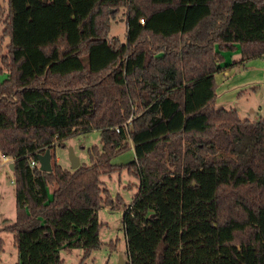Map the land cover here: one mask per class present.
Listing matches in <instances>:
<instances>
[{"label":"trees","instance_id":"trees-1","mask_svg":"<svg viewBox=\"0 0 264 264\" xmlns=\"http://www.w3.org/2000/svg\"><path fill=\"white\" fill-rule=\"evenodd\" d=\"M123 9L122 43L108 35ZM0 26L15 198L0 231L16 264L98 250L97 212L114 203L100 177L121 169L139 181L122 212L126 264H264V119L215 105V75L264 56V0H0ZM93 130L89 165L38 168L39 153Z\"/></svg>","mask_w":264,"mask_h":264},{"label":"rangeland","instance_id":"rangeland-1","mask_svg":"<svg viewBox=\"0 0 264 264\" xmlns=\"http://www.w3.org/2000/svg\"><path fill=\"white\" fill-rule=\"evenodd\" d=\"M124 12V9L120 11L115 21L111 22L108 35L109 38L118 39L122 43L125 41L126 33ZM2 29L3 26H0V35ZM4 41L5 46L8 41L6 39ZM234 54L235 52H224L225 62L229 63L239 59L238 55L232 57ZM262 58L250 59L243 64V67H230L228 73L231 72L232 75L230 80L225 83L227 85H222V81L226 80V76L223 75L224 73H217L215 75L217 83V99L215 105L217 108L225 107V109L230 110V108L236 107L241 119L250 121L264 119V80H260V78L264 79V75L254 74L252 69H248L246 71L247 73H244L242 76L240 75L241 70L244 71L243 68L249 64L264 66V60ZM4 77V74L0 75V81ZM256 79H259V83H261L260 86H257L258 88H255L253 91L248 89L246 92H241L238 95L239 92L235 90V85L244 84L247 86L254 83L253 81ZM99 141L100 133L97 130L65 139L63 141L65 147L56 146L54 149L51 162L52 164L57 162L63 168L71 170L72 162L70 161V156L72 153V155L78 158L80 164L89 165L90 161L87 151L94 145L100 147ZM133 158V149L130 147L114 156L111 162L115 166H124L131 162ZM100 178L114 202L113 208L110 206H101L97 212L99 221L103 223L99 235L102 244L87 259L82 258L83 251L81 249L69 252L61 251V257L64 260L63 264H118L120 259L124 260L126 258L127 248L125 247V234L122 229V212L128 207L134 196H136L139 181L126 169L111 171L109 174L101 175ZM50 190L51 188H49L48 192ZM14 215L15 198L12 171L9 169V165L3 164L0 160V228L5 219L14 221ZM0 238L4 242L3 252L0 255V264H16L17 251L13 245V235L9 232L0 231ZM111 242L113 248L109 246Z\"/></svg>","mask_w":264,"mask_h":264},{"label":"crops","instance_id":"crops-1","mask_svg":"<svg viewBox=\"0 0 264 264\" xmlns=\"http://www.w3.org/2000/svg\"><path fill=\"white\" fill-rule=\"evenodd\" d=\"M235 54L234 55H232V57L233 56H237L238 55V57H239V52H238V50L236 49L235 51ZM233 59V58H232ZM263 60H264V57L262 58ZM238 60V59H237ZM248 69H252V71H254V74H263L264 75V66H259V65H257V64H249V65H247V67H245V68H243V70L244 71H242L241 70V72H240V75L242 76L244 73H247L246 71L248 70ZM224 70V69H223ZM228 71H229V69H225V71H223V72H221V73H224L223 75L224 76H226V80L225 81H222V85L224 84V85H227V84H225V83H227V81H229L230 80V77H231V72H229L228 73ZM233 73V72H232ZM253 73V72H252ZM236 74V73H235ZM260 80H264V79H261L260 78ZM254 83H252V84H255V85H252V84H249V85H244V84H237V85H235V90L237 91V92H239L238 93V95H240V93L241 92H246L248 89H250V90H252L253 91V89L255 90V88H258L257 86H260V84L261 83H259V79H256L255 81H253ZM237 95V94H236ZM225 108V107H224ZM236 110H237V112H238V109L236 108V107H234ZM238 114H239V112H238ZM3 164H6V163H3ZM8 165H10V162H9V164ZM1 166H4V165H1ZM12 178H13V174H12ZM123 229V228H122ZM125 247H126V242H125ZM125 261H126V258L124 259Z\"/></svg>","mask_w":264,"mask_h":264},{"label":"water","instance_id":"water-1","mask_svg":"<svg viewBox=\"0 0 264 264\" xmlns=\"http://www.w3.org/2000/svg\"><path fill=\"white\" fill-rule=\"evenodd\" d=\"M45 1V0H44ZM51 151L50 149H46L44 152L39 153L37 156V162L39 165V169L43 172H51L52 171V162H51ZM70 161L72 162L71 171H74V169L78 168L81 164L78 161V158L74 155L70 156ZM9 169L13 171V163L10 162ZM118 264H126V261L120 259Z\"/></svg>","mask_w":264,"mask_h":264},{"label":"built area","instance_id":"built-area-1","mask_svg":"<svg viewBox=\"0 0 264 264\" xmlns=\"http://www.w3.org/2000/svg\"><path fill=\"white\" fill-rule=\"evenodd\" d=\"M141 23H144V20L140 19V24H141ZM116 131L119 132L118 129H116ZM1 162H2V163H6V164L8 165L9 162H11V159H9V158L6 157V156H2V157H1ZM31 165H32V166H35L36 164H35L34 162H31ZM37 166L39 167L38 164H37Z\"/></svg>","mask_w":264,"mask_h":264}]
</instances>
